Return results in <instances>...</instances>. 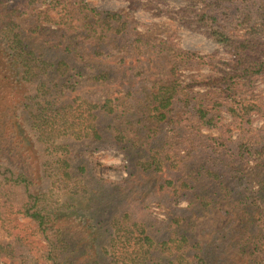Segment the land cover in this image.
<instances>
[{"label": "trees", "instance_id": "1", "mask_svg": "<svg viewBox=\"0 0 264 264\" xmlns=\"http://www.w3.org/2000/svg\"><path fill=\"white\" fill-rule=\"evenodd\" d=\"M8 1L0 0V152L10 155L0 157V219L9 211L29 219L45 241L41 255L45 264H66L62 253L67 249L57 247L50 238L52 233H58L59 226L55 225H59V207L46 200L48 191L41 186L44 181L60 186L66 180L77 179L79 172L67 159L52 152L60 149L55 148L57 137L91 140L98 147L106 145L109 139L119 140L128 156L136 158L132 168L151 174L175 163L170 154L174 150L166 147L167 128L177 135L188 129L192 146L196 141L198 146L206 142L229 146L225 139H230L234 145L231 155L239 157L235 163L246 158L244 151L249 157L257 155L258 161L261 159L263 154L256 147L264 148V136L257 138L255 133L264 131V94L255 91V87L264 81V17L252 19L250 14L231 13L228 4L235 0H189L202 5L195 12L197 21L207 26L211 37L227 49L229 58L214 64L211 56L184 50L168 38L156 42L138 33L136 22L127 13L99 10L84 0H46V9L37 12L35 8L27 11L26 5L31 0L16 7ZM225 1L228 4L223 5ZM26 13L60 26L66 39L88 47L94 58L106 59L113 55L111 50L115 51L118 59L114 70L101 67L92 75L84 72L83 66L71 63L74 56L71 45L61 49L58 43L55 51L29 45L21 38L15 21ZM58 50L67 51L68 55ZM140 56L141 61L122 64L126 57ZM204 65L211 67L213 74L200 78L198 75L184 78L181 74L183 70L198 71ZM84 76L91 82H120V90L99 102L80 96L77 103L68 98L67 84L75 79L72 88H78ZM224 114L230 118L228 125L224 124ZM115 118L121 124L108 134V124ZM195 120L198 123L192 124ZM255 120L263 121L259 130L253 125ZM202 129L219 130L223 136L203 135ZM15 134L22 135L29 145L27 149H5L8 138ZM44 145L45 148L36 149ZM47 155L46 159L56 162L57 167L50 170L44 167ZM141 157L144 161L139 162ZM90 177L85 171L82 180L86 182ZM165 184L168 186L171 181ZM230 194L241 206L246 224L249 223L247 230L251 231L250 224L255 220L253 206L264 226V191ZM122 218L131 220L128 215ZM180 219L167 221L168 230H173L161 234L146 222L130 221L128 227H136L137 233L126 229V241L121 248L116 240L121 238L122 230L114 226L106 247L109 263L205 264L204 256L188 262V256L194 260L190 248L196 242L190 244L185 231L172 228L174 223L182 226ZM130 236H135L133 243ZM8 238L13 241L15 236ZM260 238L264 240L263 233ZM175 239L178 245L172 248ZM261 245L258 243V247ZM256 246L257 242L253 244ZM237 248L246 252L249 244L239 243Z\"/></svg>", "mask_w": 264, "mask_h": 264}, {"label": "rangeland", "instance_id": "2", "mask_svg": "<svg viewBox=\"0 0 264 264\" xmlns=\"http://www.w3.org/2000/svg\"><path fill=\"white\" fill-rule=\"evenodd\" d=\"M24 1L27 0H9L8 3L16 7ZM45 1L31 0L26 5L27 11L31 8H35L36 12L45 10ZM84 1L99 10L127 13L136 22V31L156 42L168 38L184 50L211 56L214 64L229 58L227 49L211 37L208 27L197 21L195 12L202 7L199 3L194 5L189 0ZM224 3L228 4L226 1ZM228 5L231 13L236 15L250 14L252 19L264 17V0H235ZM221 9L222 5L219 11ZM27 13L15 21L21 38L29 45L42 50L49 48L50 51H55L54 46L58 43H61V49L71 45L74 55L71 63L83 66L84 72L92 75L93 71L101 67L114 70L118 59L115 51L110 49L113 55L106 59L94 58L88 47L66 39L60 26L37 20ZM61 51H64V56L68 55L67 51L60 50L59 53ZM135 59L141 61L142 56L126 57L122 64L134 62ZM211 73V67L207 65L201 66L198 71L181 72L184 78L187 75H198L200 78V75ZM72 80L75 79H71L66 90L70 91L68 98L77 103L80 96L88 101L99 102L105 97H113L120 90V82H91L85 76L80 79L79 87L73 89ZM255 91L264 94V81L256 85ZM223 121L229 124L227 114L223 115ZM195 122L198 123L195 120L192 124ZM109 123L108 134L116 126L119 127L121 121L115 118ZM262 123V120H255L253 125L259 130ZM167 133L166 142L169 144L166 147L174 150L170 154L175 163L169 169L168 165L164 166L156 174L135 171L132 167L135 166L136 158L128 156L129 153L122 148L123 144L117 142L119 140L109 139L106 145L98 147L91 140H79L71 136L54 139L55 148L60 149L52 152L67 159L72 168L79 170L77 179L66 180L60 186L44 181L41 186L43 191H48L46 200L59 207V225H55L59 226L58 233H52L50 238L57 247L67 249L62 253L66 264H110V253L106 247L115 230L114 226L122 230L121 238L116 240L117 247L121 248L126 241V229H134L137 233L136 227H128L130 221L138 224L146 222L161 234L172 231L168 230L166 223L179 217L183 219L179 222L182 226L174 223L172 228L185 231L190 236V244L196 242L190 248V253H194L195 257L193 260L192 256H188L189 263L195 262L197 256H204L205 264H264V240L260 238L261 233L264 234V226L259 212L253 206L255 220L250 224L251 231L247 230L249 223L246 224L241 206L231 199L230 194L232 191H248L251 194L264 191V148L260 149V145L256 147L263 154L259 161L257 155L249 157L244 151L246 158L235 163L239 157L231 155L234 145L230 139H225L229 146H213L212 142L198 146V141L192 146L188 129L177 135L167 128ZM201 133L216 138L223 136L219 130L202 129ZM255 134L259 138L264 136V131L260 129ZM8 140L9 145L5 149L29 147L22 135L15 134ZM39 148H45V145L36 149ZM0 157L9 158L10 155L0 152ZM46 161L44 167L47 170L58 165L50 158ZM141 161H144V157L139 158ZM85 171L91 174L86 182L82 180ZM168 180L171 184L166 186ZM261 208L259 206V210ZM123 215H128L131 220H124ZM9 236H15L13 241L9 240ZM130 237L133 243L135 236ZM256 242L257 246L253 247ZM0 243V264H45L41 259L45 241L29 219L14 211H9L0 219ZM239 243H248L249 249L246 252L239 251ZM258 243L262 245L258 247ZM176 245L178 239L173 241L171 247ZM177 253L180 254L181 249Z\"/></svg>", "mask_w": 264, "mask_h": 264}]
</instances>
